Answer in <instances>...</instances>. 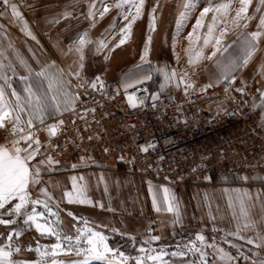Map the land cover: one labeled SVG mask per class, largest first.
Returning a JSON list of instances; mask_svg holds the SVG:
<instances>
[{
	"label": "snow or ice",
	"instance_id": "1",
	"mask_svg": "<svg viewBox=\"0 0 264 264\" xmlns=\"http://www.w3.org/2000/svg\"><path fill=\"white\" fill-rule=\"evenodd\" d=\"M251 2L252 0H240L241 7L236 11L235 17L232 19V23L237 29H240L241 21H243L244 29H246L248 22L254 18L255 13L252 16L247 15ZM102 6L103 11L99 12L101 17L109 11L107 4ZM194 6L193 0H186L182 4L183 11L179 13L176 19V30L172 38L173 51H175L176 41L183 30L184 22L192 13ZM0 7L4 10L0 12V16H3L10 9L11 16L23 22L24 27L22 30L26 31L32 39H36L27 27V21L24 20L23 14L20 12L19 6L16 3L10 2V0H0ZM114 7L119 10L117 15L123 17L126 21L120 29L118 44L122 45L131 35L133 22L143 13L144 0H117ZM157 7L158 5H154L149 14L148 28L150 31L155 30ZM125 8L129 12L134 8L135 14L129 17L124 11ZM228 10V3L216 5L209 3L203 7L199 12V16L196 17L192 29L187 33L189 48L186 51L189 53L188 62L192 64L203 55V49L211 45L212 51L208 59L213 60L215 58L217 68L215 83L220 84L223 82L228 84L229 88H232L237 79L234 73L248 64L254 52L259 47V39L264 37V0H259L256 8V11L261 13L259 23L256 26L257 30L252 32L240 30V47L238 54L235 55H228L232 45L224 46L227 44V41L224 39V35L228 31L227 21H223L225 27L221 29L220 35H213L214 25L217 23V13L227 16ZM97 11L93 3L89 9L88 16L94 18ZM209 13H212L211 22L207 24V31L201 37L198 30L205 27L204 17ZM242 13L244 14L243 16ZM69 15L71 13L65 12L55 22ZM194 37L195 42L200 41L201 38L203 40L200 51L195 53V58L191 56ZM91 42L87 38V33H80L77 40L69 43L66 52H63V54L66 55L68 52H72L77 57V61H74L76 63L75 69L69 66L68 73H64L63 69L52 73L51 70L55 66L54 61L51 64L40 67L39 70L34 72L29 68V75L35 77V90H33L32 84H29L25 89L27 93L26 102H21L19 94L14 89L11 92V97L15 98V103L6 101L5 89L0 86V129H4L7 136L10 137L6 138L4 143H0V209H4L7 206V213L11 216L9 219L0 218V224L10 226V230L6 234H0V236H4V239L0 240V264H47L45 260L33 261L13 258L14 254H19L22 250V245L18 240L22 235V231L15 226L19 223L17 217H23V224L30 228L34 226L41 235L47 234L55 238L56 243L51 246L44 245L43 251H41L39 243L37 242L35 251L41 257H48L50 254L52 257H55L61 252L67 254L75 252L77 255L83 254L84 261L81 264H87V261L93 257L107 259L108 264H170V260L166 259V257L187 258L189 254H192L194 258L186 260L185 264H210L208 260L209 252L206 249H211L214 262L218 261L219 264H237L241 256L247 264H264V251L253 252L250 257L247 253L240 252L239 248H237V255L233 256L229 250L216 242L215 237L209 242L199 232L195 234L194 239H189L183 245H175V250L170 253L164 246L158 248L152 247L153 242L159 241L161 237L150 234L138 247H135L134 250L137 253L135 256L126 255L118 247L110 246L108 243L109 237L101 231H96L94 228L88 227L86 221L84 222L83 228H76L75 235L63 234V226L59 223V211L54 210L52 206L55 202L56 207L59 208V204L62 201H55L54 193L49 192L47 187L48 182L44 180L45 175L59 170L57 166L60 164V161L50 154L48 148L54 151L60 150V145L54 142V139L58 140L60 135H65V143L68 142L66 135L67 125L68 123L74 124L75 118L77 117L85 121V130H90L86 117L91 113L95 121L94 113L96 107H103V98L108 91L106 81L100 74H96L90 80L81 78V71L85 67L84 49ZM151 43L152 37L148 36L145 41L144 50L140 53L142 63L146 62ZM118 44H112L110 46L101 39L97 42L96 52L104 51L105 59H107V53L113 47H117ZM2 55L3 52L0 51V56ZM19 62L25 64L23 59H20ZM136 67L138 68L139 65ZM11 69V64L6 65L3 60H0V75H3L5 79H7L6 72ZM159 71L162 72L164 81L167 84L175 83L177 88L183 85L185 94L189 93V89L194 90V85L186 79L187 73H178L176 69H169L168 66L159 69ZM260 71L264 75V64L260 66ZM65 75L69 78L65 79ZM71 77H75L79 81L75 84L77 89L75 92L71 90L73 86ZM21 79L27 80L28 77H21ZM150 79V75H143L135 71L122 75L121 80L118 82L119 88H122L123 97L130 108L135 109L146 105L148 97L144 99L139 98L137 91L139 90V85ZM45 82H47L46 88H44ZM164 86V84L161 85V87ZM213 86L212 83H209L203 86L200 91L204 92L207 88ZM229 88H226L225 91L228 92ZM117 90H114L112 94L114 95ZM234 90L243 94L246 91V87L242 85L239 88H234ZM144 91L147 90L145 89ZM49 93L54 94L49 95ZM90 93L98 94L101 98L99 101H95L96 107H81V102L87 101ZM149 95L152 101L151 106L156 108L159 102V94L150 93ZM260 99L264 102V91H260ZM64 113H69L73 117V120L66 121L63 118ZM225 114L227 113L225 112ZM53 117L55 119H52V122H47L48 119ZM261 128L264 129V125H261ZM42 132L46 134V140L44 141L40 139ZM95 135L93 133L92 136L88 137V140L91 141ZM77 138L81 141L84 139L80 135L79 128L76 129V137H73L71 142L75 144ZM154 147L155 145L148 143L147 145H141L140 151L147 153L149 149ZM105 151L107 152L108 149L106 148ZM120 159L123 160L124 157L121 156ZM158 159L163 161L164 157L161 156ZM79 160L81 164L73 163L71 165L72 169L81 166L85 157L81 156ZM70 179L72 181L71 189L65 188L63 190V200H66L68 204H92L93 201L87 194L86 185L78 184V180H83V176H72ZM204 179L207 180L210 177H205ZM243 179L247 181L248 178L244 177ZM33 186L38 188L41 195L33 196L31 191ZM105 192H107V187H105ZM149 192L151 194V203L154 211L158 213L161 211L173 213L175 217L173 224L181 222L179 202L170 189L163 188L164 196L162 202L158 198V195L153 192L151 182H149ZM257 200L260 201L261 209L264 210V199L261 198L260 194L253 195L247 190H243V195L237 198V202H229L228 207L233 209V219L236 220V230L226 235L238 236L242 240L246 239L247 243L254 245L256 249L264 250V231L257 230V221L253 219L250 212V209L255 207ZM99 206L101 208L104 207L102 203ZM41 208L43 210H40ZM67 214L74 219H80L71 210H67ZM51 216L57 218L55 224L47 222ZM212 219L214 220L215 217H212ZM260 227L264 228V217L260 220ZM242 229L253 230L255 236L245 237L240 235ZM213 230L215 231V228ZM113 231L118 230L113 229ZM149 233H151V229H149ZM132 239L134 240L135 238L133 237ZM221 239L224 240L225 237L222 236ZM226 242L231 247H237L231 243V240H227ZM28 250H32L31 245L28 246ZM196 257H198V260ZM51 264H77V262L52 259Z\"/></svg>",
	"mask_w": 264,
	"mask_h": 264
},
{
	"label": "crops",
	"instance_id": "2",
	"mask_svg": "<svg viewBox=\"0 0 264 264\" xmlns=\"http://www.w3.org/2000/svg\"><path fill=\"white\" fill-rule=\"evenodd\" d=\"M10 2L16 3L22 13V1L10 0ZM116 2L117 0H43L41 6L60 7L59 13L57 12L56 15L55 13L49 14V12L46 15L48 20L52 19L54 22L57 18L61 17L63 13H71L69 16L60 18L56 23H73V32H70L67 36L66 32L63 31L64 34H59V37L64 39L72 37V39L77 40L80 33H87V38L90 39L104 36L100 33H106L105 35H107L110 32L112 33L111 37H120V29L124 26L126 21L123 17L117 15L119 10L114 7ZM185 2L186 0H144L143 13L133 22L131 35L128 39L135 37L139 38L140 33L144 32L145 23L147 21V17L145 16L147 8H149V13H151L153 6L158 5L155 14L157 22V18L161 17L160 13L162 12V7L169 6L171 11L174 10L173 12L176 16L173 18V21L176 22L179 13L183 11L182 4ZM193 2L195 6L192 13L187 17L183 25L185 32H181L185 34H181L179 36L180 38H187V33L192 29V25L195 23L196 17L199 16L200 10L209 3L213 5L221 3L229 4L227 16L217 13V23L214 25L213 35H220L221 29L225 27L223 21H227L228 27L224 39L232 38L233 36L236 38L240 34L239 31L242 30L241 25L243 24V21L240 23V29H237L232 23L236 11L241 7L240 0H193ZM93 3L95 4L96 9L97 7L103 8L102 5L107 4L109 11L105 13L103 17H101L99 11H97L94 18L89 17V22H85L88 17L86 16V12H89ZM258 3L259 0H252L248 7L247 15L250 14L251 9L257 8ZM26 4L27 6L30 4L33 5V1L26 0ZM69 7L72 8L69 9ZM2 11L4 10L0 7V12ZM101 11H103V9H101ZM124 11L129 17L135 14L134 8L131 12H129L127 8H125ZM242 15L244 14L242 13ZM211 16L212 13H209L204 17L205 27L198 30L201 37L207 31V24L211 22ZM23 18L26 20L24 16ZM254 19L258 22V17L255 15L254 18L248 22L247 28L243 30L252 32L251 24ZM83 23L88 24L83 27L81 26ZM23 27L24 25L22 21L11 16L10 9L3 16H0V51L3 52V55L0 56V60H3L6 65H12V69L6 72V74L10 72L12 78L3 80L2 75H0V86L5 89V100L8 101L7 99L9 98V101L12 103L15 102V98L11 97L13 89L19 94L21 102L23 100V94H25V89L28 86V82L21 79L24 72H29V68L36 71L39 70L40 67L46 65L38 61L34 62L36 52L33 45L29 44L30 41L27 40L29 35L26 31L22 30ZM193 39H195V37ZM263 39L264 37L259 39V47L254 55L263 53L262 49H260L262 47V44L260 43ZM227 46H229V44L225 47ZM207 48L210 49L211 45ZM143 50V47L140 50L139 48H130L129 43L127 42L118 45L117 47H113V50L109 52L116 55V57L111 61L109 60V62L106 61V66H108V63L109 66L105 67L104 65L103 70L111 67H113V69H121L125 66H129L130 64L139 61L135 59L134 55L140 54ZM20 59H23L25 64H21L19 62ZM262 64H264V60L259 59L258 61L252 56L248 64L244 66L246 75H258L260 91H264V75H262L260 71V66ZM260 112L264 118V102L262 101L260 104ZM73 163L81 164L80 160L77 159H74L69 164L60 162L57 166L59 169L58 171H54L44 176V180L48 182L47 187L49 192L54 193L55 201H62L59 204V208L56 207L55 202L52 206L54 210L59 211V223L62 224V231L65 235H75L76 228H83L84 222L86 221L88 227L94 228L96 231H101L109 237L108 243L110 246L128 249L134 253H132V256L137 254L134 250L135 247H138L150 234L161 237L159 241L153 242L151 245L152 247L158 248L164 246L170 253L175 250V245H183L189 239H194L195 234L198 232L202 233L209 242L215 237L216 242L229 250L233 256L237 255V248H239L240 252L247 253L250 257L253 252L264 251L256 249L252 244H248L246 239L242 240L238 236L226 235L227 233L236 230V220L233 219V209L228 207L230 201L233 203L237 202V198L243 195V190H247L253 195L259 193L261 198L264 199L263 172H253L241 175L228 173L213 174L210 176V179H204L196 183L183 185L140 177L131 172L125 171L119 163L112 161H95L90 165L83 162L82 165L76 169L71 168ZM72 176H83V180H78V184L86 185L87 194L93 201L92 204H68L66 200H63L62 192L65 188L71 189L72 181L70 177ZM244 177L248 178L247 181L243 179ZM149 182H151L153 192L158 195L161 202L163 201L164 196L163 188L170 189L175 195L179 202L180 223L173 224V220L175 219L173 213L165 211L158 213L153 210L151 194L149 192ZM105 187H107V192H105ZM31 191L34 197L41 195L36 186H33ZM100 203L104 205L103 208L99 206ZM40 210L43 209L41 208ZM67 210L76 213L80 219H74L69 216ZM250 212L253 219L257 221V230L264 231V228L260 227V220L264 217V210L261 209V203L259 200L256 201L255 207L251 208ZM212 217H215V219L213 220ZM0 218H11L10 214L7 213V206H5L4 209H0ZM17 220L19 223L15 226L22 231V235L18 238L21 245H33L36 241L35 238L41 237L42 239H46L47 242L42 243L40 246H51L53 241L51 235H41L34 226L30 228L27 225H24L23 217H18ZM47 222L54 224L57 222V218L54 216L53 220H51V217H49ZM214 228L215 231L213 230ZM113 229H117L118 231H113ZM149 229H151V233H149ZM9 230L10 226L0 224V234H6ZM240 235L253 237L255 236V232L251 229H242ZM222 236L225 237L224 240L221 239ZM133 237L135 238L134 240L132 239ZM3 239L4 236H0V240ZM227 240H231V243L237 247H231L226 242ZM206 250L209 252L208 260L210 264H219L218 261L214 262L213 256L211 255V249ZM70 257L71 256L64 255L62 258L65 261H68V258ZM193 258L192 254H189L187 258L166 257V259L170 260V264H185L186 260H191ZM42 259L49 262L51 256L42 257ZM196 259L198 260V257H196ZM237 264H247V262L241 256L238 259Z\"/></svg>",
	"mask_w": 264,
	"mask_h": 264
},
{
	"label": "built area",
	"instance_id": "3",
	"mask_svg": "<svg viewBox=\"0 0 264 264\" xmlns=\"http://www.w3.org/2000/svg\"><path fill=\"white\" fill-rule=\"evenodd\" d=\"M235 75L232 88L223 82L216 84L198 78L191 83L194 90L189 89L188 94L182 88L168 96H158L156 108L151 106L146 82L137 91L139 98L148 97L146 105L135 109L127 105L123 93H106L103 107H96L95 101L101 98L90 93L87 101L81 102V107H96L95 121L91 113L86 117L90 130H85V121L77 117L74 124L67 125L68 142L65 143V135H60L58 140L54 139L60 150L48 148V151L61 163L69 164L81 156L89 165L95 161H112L140 177L173 184L188 185L213 174L264 173L260 88L255 75H244L242 71ZM68 78L66 75L65 79ZM71 79V90L75 92L79 81L75 77ZM209 83L214 86L201 92ZM242 85L246 87L243 94L234 90ZM63 118L73 120L69 113H64ZM77 128L84 139L77 138L73 144L71 140L76 137ZM93 133L96 135L89 141ZM6 138L10 137L0 129V143ZM40 139L46 140V134L42 132ZM148 143L155 147L142 153L140 146ZM161 156L163 161L158 159Z\"/></svg>",
	"mask_w": 264,
	"mask_h": 264
},
{
	"label": "rangeland",
	"instance_id": "4",
	"mask_svg": "<svg viewBox=\"0 0 264 264\" xmlns=\"http://www.w3.org/2000/svg\"><path fill=\"white\" fill-rule=\"evenodd\" d=\"M20 1H22V4H23L22 13H23V16L27 20V27L30 30H32L31 31L33 32L32 34L36 37V39H32L31 36L27 38V40L30 41V42L28 41L29 44L33 45V48L36 52L35 57H34L35 59L34 62L38 61L42 64H51V62L54 61L56 69L54 66L51 70L52 73L58 72L59 69H63L64 73H68L69 66L75 69L76 63H74V61H77V57L72 52H68L66 55L63 54V52H66L69 43L71 41H74V39H72V37L66 38V39L59 37V34H64L63 31L66 32L67 36L70 32L72 33L74 29L73 27L74 24L70 22L57 24L56 22L52 21V19L50 20L47 19L46 15L48 14V12L49 14L55 13V15L57 14V12L59 13L60 7L58 6L42 7L41 3L43 2V0H31L33 1V5L30 4L27 6L26 0H20ZM71 8L72 7H69V9ZM97 9L100 12L101 9L103 8L97 7ZM172 9H175V8H172ZM149 11H150L149 8H147L145 12L147 21L145 23L144 32L140 33L139 38L135 37V38H130L126 40V42L129 43L130 48H139L140 50L142 49V47L144 48L147 37L148 36L152 37L150 52L147 55L146 62L142 63L140 60V54H138V55H134V57L135 59L139 61H136L130 64L129 66H125L124 68H121V69H113V67H111V68H107L103 70L104 65L105 67L109 66V63L107 64L108 66H106V61L107 62H109V60L111 61L114 57H116V55L108 52L107 59H105L104 51L96 52L97 42L103 39L106 44H109L111 46L112 44H118L120 37L118 36L111 37V34H112L111 32L108 33L107 35H105L106 33L104 34L100 33L101 35H104V36L98 37L95 39L88 38L92 42L87 44L84 49L85 67L81 71V78H87L90 80L96 74H100L102 78L106 81L107 85L109 86L108 90L114 91L118 89L117 91H115V94H122L123 90L122 88H119L118 82L121 80L122 75L135 71L143 75L151 76L150 80L144 81L148 85L150 93H158L159 96H167L172 91L181 90L183 88V85L177 88L175 86V83L167 84L164 81V76L162 72L159 71V69H163L165 66H168L169 69H176L178 73H187L186 79L189 83H193L198 78L215 83V80L217 77V68L215 64V58L213 60L208 59V56L210 52L212 51L211 48L208 49L207 47H205L203 49V55L199 59H197L195 63L190 64L188 62L189 53L186 51V49L189 46V42L186 37L185 38L178 37L176 41V45H175V51H173L172 38L176 30L175 28L176 22L173 21V18L176 16L173 12L174 10L171 11L169 6L162 7V12L160 13L161 17L157 18L158 20L156 22L154 31H150L148 28V24H149L148 20H149V14H150ZM251 12L249 15H253L255 13V15L258 17V22L255 21L254 19L253 23L251 24L252 31H254L256 30V26L259 23V16L261 13L257 12L256 8L251 9ZM86 16H88V12H86ZM89 20L90 19L88 16L85 22H89ZM87 24L88 23H83L81 24V26L84 27ZM241 26H242L241 29L243 30L244 29L243 24ZM182 31L185 32V28H183ZM181 34L184 35L185 33H181ZM239 38H240V34L236 38H234L233 36L232 38L225 39L227 41V44H225L224 46L228 44L229 45L232 44V46H234L230 49V52L228 53V55L238 54V50L240 47ZM234 41L236 42L235 44H234ZM202 44H203L202 39L198 42H195V39H194V44L192 45V51H191V56L193 58H195V53L197 51H200V46ZM260 44H262V47L260 49H262L263 53L257 54V55L253 54L255 59H257L258 61L259 59L264 60V39L262 40ZM235 46H236V49H235ZM112 50L113 48L111 49V51ZM234 51L235 53L233 54ZM137 65H139L138 68L136 67ZM244 69L245 68L243 67L241 70L235 73L242 71V73L245 75L246 71H244ZM6 75H7V79L12 78V75L10 72L7 73ZM23 77H28V79L25 81L28 82V86L29 84H32L33 90H35V77L30 76L29 72H24ZM255 77L257 79V83H259L258 75H255ZM2 78L3 80L5 79L3 75H2ZM162 84H164L165 86L161 87ZM46 87H47V82H45L44 84V88ZM41 91H43V89H41ZM52 94L54 93H49V95H52ZM23 96L24 97L22 99L24 101L22 100V103L26 102L27 93L25 92ZM7 100L9 101V98ZM53 217L54 216H51V220H53ZM52 238H53L52 244L56 243L55 238L54 237ZM35 240L36 241L34 242V244L31 245L32 250L29 251L28 246L22 245L21 252L19 254H14L13 258L14 259L27 258L33 261L43 260L42 257L35 251V248L37 246V242L39 243V246H40L42 243L47 242V240L42 239L41 237L40 238L36 237ZM40 248H41V251H43V247L40 246ZM119 250L125 252L126 255L134 254L128 249L119 248ZM75 254H76L75 252L71 254L61 252L55 257H52L50 254L51 259L49 262H47V264H51L52 259L65 261L62 258L64 255L71 256L70 258H68V261H76L77 264H81V262L84 261L83 254L81 255H75ZM87 264H108V261L107 259H100V258L93 257L92 259H89L87 261Z\"/></svg>",
	"mask_w": 264,
	"mask_h": 264
},
{
	"label": "trees",
	"instance_id": "5",
	"mask_svg": "<svg viewBox=\"0 0 264 264\" xmlns=\"http://www.w3.org/2000/svg\"><path fill=\"white\" fill-rule=\"evenodd\" d=\"M232 47H234V46H232ZM232 47H231V48H232ZM235 49H236V46H235ZM234 53H235V51L233 52V54H234ZM108 87H109V86H108ZM149 91H150V90H149ZM107 93H108V94H112V93H113V91H111V90H108V91H107ZM168 95H169V94H168ZM168 95H167V96H168ZM50 119H52V118H50ZM48 120H49V119H48Z\"/></svg>",
	"mask_w": 264,
	"mask_h": 264
}]
</instances>
